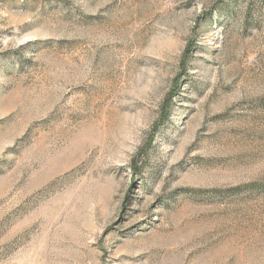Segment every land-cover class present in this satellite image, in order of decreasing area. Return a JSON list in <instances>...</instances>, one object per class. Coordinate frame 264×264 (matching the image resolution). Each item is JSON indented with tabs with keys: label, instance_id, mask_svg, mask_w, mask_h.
Instances as JSON below:
<instances>
[{
	"label": "rangeland",
	"instance_id": "1",
	"mask_svg": "<svg viewBox=\"0 0 264 264\" xmlns=\"http://www.w3.org/2000/svg\"><path fill=\"white\" fill-rule=\"evenodd\" d=\"M0 264H264V0H0Z\"/></svg>",
	"mask_w": 264,
	"mask_h": 264
},
{
	"label": "trees",
	"instance_id": "2",
	"mask_svg": "<svg viewBox=\"0 0 264 264\" xmlns=\"http://www.w3.org/2000/svg\"><path fill=\"white\" fill-rule=\"evenodd\" d=\"M231 0H229V2H230Z\"/></svg>",
	"mask_w": 264,
	"mask_h": 264
}]
</instances>
